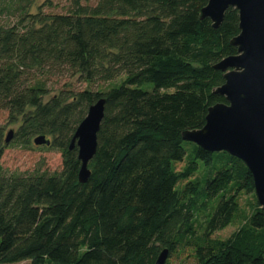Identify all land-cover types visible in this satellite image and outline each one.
Returning a JSON list of instances; mask_svg holds the SVG:
<instances>
[{
  "label": "trees",
  "instance_id": "obj_1",
  "mask_svg": "<svg viewBox=\"0 0 264 264\" xmlns=\"http://www.w3.org/2000/svg\"><path fill=\"white\" fill-rule=\"evenodd\" d=\"M11 1L17 24L0 26V109L21 124L10 145L44 134L63 167L6 174L0 126V264H155L166 248L165 264H263L264 207L248 167L193 142L187 156L182 136L226 102L214 92L224 83L215 65L237 54L238 10L214 28L202 18L209 0H71L68 13L52 15L32 13L33 0ZM55 75L90 85L124 78L51 95ZM101 98L97 152L81 183L70 146ZM249 193L254 208L244 214L240 196ZM239 219L228 238L215 236Z\"/></svg>",
  "mask_w": 264,
  "mask_h": 264
},
{
  "label": "water",
  "instance_id": "obj_2",
  "mask_svg": "<svg viewBox=\"0 0 264 264\" xmlns=\"http://www.w3.org/2000/svg\"><path fill=\"white\" fill-rule=\"evenodd\" d=\"M230 7L239 14V34L231 40L237 54L215 65L224 72V83L214 92L224 96L226 102L209 107L205 125L182 136L207 151H225L241 159L252 174L258 202L264 207V0H209L202 8V18H209L213 27L219 28ZM105 103L101 98L89 107L72 138L70 148L77 146L81 161V183L91 176L89 163L97 152ZM12 137L10 130L6 144ZM33 141L38 146L51 144L44 134ZM168 255L169 249H163L155 264H165Z\"/></svg>",
  "mask_w": 264,
  "mask_h": 264
},
{
  "label": "rangeland",
  "instance_id": "obj_3",
  "mask_svg": "<svg viewBox=\"0 0 264 264\" xmlns=\"http://www.w3.org/2000/svg\"><path fill=\"white\" fill-rule=\"evenodd\" d=\"M97 1L98 0H81V3L83 5H95ZM13 5L14 2L11 0H0V8L5 7V9L0 12V26H12L17 24L16 18L12 15V12H9ZM71 9V0H33L31 12H41L48 15L66 14ZM122 78H124V75L115 81H101L94 85H90L80 80L78 76L71 77L69 75H55L51 77L49 85L52 90L51 95L65 88L76 91L85 89L102 91L110 88L114 84H120ZM138 87L144 90H152L154 88V84L152 82H144L138 85ZM20 124L21 118L19 122L11 123L9 119V112L7 110L0 109V126H5L6 136L10 130L15 132ZM184 146L187 149L188 156L193 143L184 142ZM183 165L184 163H178L177 169H181ZM2 166L6 174L27 173L33 171L56 172L60 171L63 167V156L59 150L50 148L46 145L38 146L34 143V141H32V144L27 147L10 145L9 143V146L5 149L2 157ZM254 201V195L252 193L242 194L240 196V204L244 214H249L252 211L254 208ZM241 223L242 220L239 219L237 222L229 225L225 229L217 231L215 236L226 239L240 227ZM11 264H31V262L30 260H23Z\"/></svg>",
  "mask_w": 264,
  "mask_h": 264
}]
</instances>
